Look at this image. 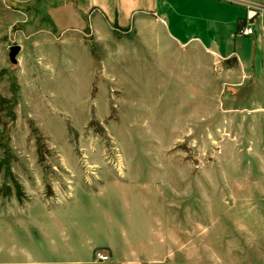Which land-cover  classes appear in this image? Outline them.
<instances>
[{
  "label": "rangeland",
  "instance_id": "rangeland-1",
  "mask_svg": "<svg viewBox=\"0 0 264 264\" xmlns=\"http://www.w3.org/2000/svg\"><path fill=\"white\" fill-rule=\"evenodd\" d=\"M247 4L264 13V0H143L136 13L114 0L103 24L120 42L106 72L81 40L88 2L24 4L43 32L15 22L2 39L0 199L66 201L99 171L151 182L143 197L166 233L180 231L166 264H264V78L239 66L223 76L212 53H252L255 36L238 32Z\"/></svg>",
  "mask_w": 264,
  "mask_h": 264
},
{
  "label": "crops",
  "instance_id": "crops-1",
  "mask_svg": "<svg viewBox=\"0 0 264 264\" xmlns=\"http://www.w3.org/2000/svg\"><path fill=\"white\" fill-rule=\"evenodd\" d=\"M85 1L92 6L93 16L88 29L80 30L83 33L81 40L89 44L94 60L101 63V69L106 72V58L114 56L112 54L120 42V39H116L117 35L105 29L103 24V18L107 19L106 14L111 11L114 0ZM115 1L119 5L120 0ZM31 2L0 0V70L8 62L5 56L6 43L2 39L15 22L28 20L29 23L25 25L30 27L32 37L43 32L34 27L36 15L33 16L31 10L28 14L22 10L24 4ZM141 5L143 0H124L129 13L143 11ZM247 18L248 10L239 25L241 23L243 26ZM252 23L258 25L254 28V34L239 33L242 37L255 36L253 51L248 57L240 56L237 51L220 53L211 50L218 56L214 62L222 67L223 76L234 74L239 66L245 78H264V13L257 12ZM47 33L57 42L66 41L56 36L54 31L49 30ZM34 42L39 43L37 40ZM258 43L261 44L263 55L261 65L255 61ZM1 46L5 47V62L1 58ZM105 46L109 47L108 51ZM99 47L100 53L97 52ZM41 55H36L40 65L45 62V56ZM232 57L237 60L236 66L224 64L225 60ZM104 175L99 171L97 181L77 183L66 201L31 200L25 204L17 201L7 204L0 199V264H166L167 258L171 257L169 252L173 251L174 257L173 246L178 244L181 249L182 244L178 228H169L168 233L164 230L161 207L158 209L153 201L143 197L141 191L145 187H148L149 196L152 197L155 192L153 189L158 186L151 182H124L117 177L105 178ZM109 180L112 181L111 187L107 184ZM101 249L109 253V260L96 259L95 252Z\"/></svg>",
  "mask_w": 264,
  "mask_h": 264
},
{
  "label": "built area",
  "instance_id": "built-area-1",
  "mask_svg": "<svg viewBox=\"0 0 264 264\" xmlns=\"http://www.w3.org/2000/svg\"><path fill=\"white\" fill-rule=\"evenodd\" d=\"M248 9V18L246 20V23L243 24L242 28H240L239 33L240 34H246V35H252L254 34V26H253V17L257 14V7H253L249 4H247ZM96 259L99 261H106L110 259L109 253H106L105 250H97L95 252Z\"/></svg>",
  "mask_w": 264,
  "mask_h": 264
},
{
  "label": "water",
  "instance_id": "water-1",
  "mask_svg": "<svg viewBox=\"0 0 264 264\" xmlns=\"http://www.w3.org/2000/svg\"><path fill=\"white\" fill-rule=\"evenodd\" d=\"M22 49V46L19 44L11 45L9 48L8 57H10V60L12 63L17 64L18 63V54L20 53V50Z\"/></svg>",
  "mask_w": 264,
  "mask_h": 264
},
{
  "label": "trees",
  "instance_id": "trees-1",
  "mask_svg": "<svg viewBox=\"0 0 264 264\" xmlns=\"http://www.w3.org/2000/svg\"><path fill=\"white\" fill-rule=\"evenodd\" d=\"M241 23L239 25V27H241ZM224 64H226L227 66H236L237 65V60L235 58H228L227 60H225Z\"/></svg>",
  "mask_w": 264,
  "mask_h": 264
}]
</instances>
